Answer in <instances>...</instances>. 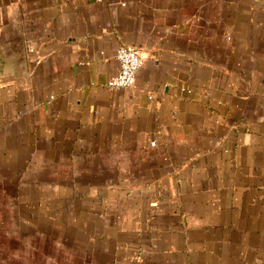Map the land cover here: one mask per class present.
<instances>
[{"label":"crops","instance_id":"crops-1","mask_svg":"<svg viewBox=\"0 0 264 264\" xmlns=\"http://www.w3.org/2000/svg\"><path fill=\"white\" fill-rule=\"evenodd\" d=\"M0 264H264V0H0Z\"/></svg>","mask_w":264,"mask_h":264},{"label":"built area","instance_id":"built-area-1","mask_svg":"<svg viewBox=\"0 0 264 264\" xmlns=\"http://www.w3.org/2000/svg\"><path fill=\"white\" fill-rule=\"evenodd\" d=\"M116 60L119 65V72L108 80L107 87L111 90L132 87L142 65L140 51L134 46H121L117 49Z\"/></svg>","mask_w":264,"mask_h":264},{"label":"water","instance_id":"water-1","mask_svg":"<svg viewBox=\"0 0 264 264\" xmlns=\"http://www.w3.org/2000/svg\"><path fill=\"white\" fill-rule=\"evenodd\" d=\"M15 37H17V43H18V51H19V58H21L22 59V56H21V51H22V47H21V45H20V37L19 36H15ZM10 38H12V36H10ZM20 61V65H22V61L21 60H19Z\"/></svg>","mask_w":264,"mask_h":264}]
</instances>
